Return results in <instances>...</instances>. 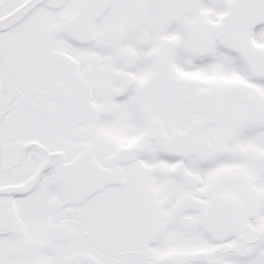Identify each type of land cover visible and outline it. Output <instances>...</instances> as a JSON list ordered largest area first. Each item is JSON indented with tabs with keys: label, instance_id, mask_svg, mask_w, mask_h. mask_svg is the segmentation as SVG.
<instances>
[{
	"label": "snow or ice",
	"instance_id": "snow-or-ice-1",
	"mask_svg": "<svg viewBox=\"0 0 264 264\" xmlns=\"http://www.w3.org/2000/svg\"><path fill=\"white\" fill-rule=\"evenodd\" d=\"M0 264H264V0H0Z\"/></svg>",
	"mask_w": 264,
	"mask_h": 264
}]
</instances>
